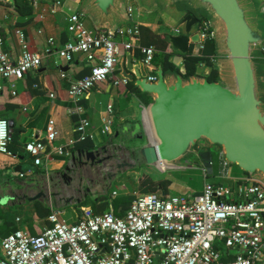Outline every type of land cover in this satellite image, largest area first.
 <instances>
[{
  "label": "crops",
  "instance_id": "crops-1",
  "mask_svg": "<svg viewBox=\"0 0 264 264\" xmlns=\"http://www.w3.org/2000/svg\"><path fill=\"white\" fill-rule=\"evenodd\" d=\"M80 1L64 0L60 6H49L43 1L32 0V14L24 17L22 19L24 21H19L18 24L14 8L0 0V35L3 39L0 51L7 52L11 56L18 54L19 44L16 33L18 31L22 35L26 50L41 56L40 64L23 76L0 81V118L11 122L10 136L14 128L17 130L15 138L8 145L12 155L0 153V195L7 196V199L0 203V226L3 218L11 219L15 228L36 234L41 227L48 224L46 217L52 209L59 211L58 217L61 220L75 222L80 209L83 208L82 202H86L84 207H89L93 211L102 203L106 205L105 210L113 211L110 200L117 194L111 195V191L107 199L102 198L103 191L90 188V183L86 181L91 180L90 176L98 171L103 177L101 172L103 166L99 163L104 157L99 153L92 159L81 155L77 157V151L102 149L104 152L107 147H120L122 144L135 149L152 141L145 115V107L150 98L147 94L139 92L137 88L139 93L129 89L127 85H113L109 80L97 82L78 99L76 105L79 110L74 111L75 106L66 95L67 84L87 72L88 62L82 53H75L72 59L66 62L57 57L55 50L70 37L65 29L66 17L69 13L77 11ZM123 1L125 8L131 7L132 21L120 24L114 30L115 41L128 40V35L119 33L118 29L121 26L131 27L133 21L137 26H145L155 34L166 36L172 34L157 8L142 7L139 0ZM81 19L86 29L95 30L90 16H83ZM17 25L18 27H14ZM49 37L52 39V45L50 51L44 53ZM136 41L139 43V38ZM133 45L128 51L120 46L118 53V60L120 57L130 58L131 67L135 66L136 60L141 56L135 44ZM195 49L196 45L193 44L191 54L198 56L199 50ZM95 56L98 57L97 54ZM145 70L151 72L147 67ZM60 72L64 73L63 77L60 76ZM108 105L110 111L107 110ZM79 117L85 118L89 123L85 130L86 136L82 140H75L72 145H67V140L76 136L73 127ZM49 124L55 131V136L50 142L45 139ZM104 125L108 130L102 132ZM133 138L139 141L133 143ZM35 139L43 142L44 156L41 157L40 163L33 164L31 156L26 152L22 153L24 157L19 160L18 149L22 148L25 142ZM58 147H63L65 153L58 154L55 150ZM210 151L209 145L203 143L192 153L196 161L188 157L172 168L152 164L156 171L198 170L201 182L197 188H189L185 181L178 182L169 176L157 179L152 176L150 168L148 170L139 168L142 164L126 166L127 169L118 177L128 171L136 177V187L125 191L126 193L132 190V194L138 192L137 186L140 181L147 178L153 182L164 180V185L156 184L152 192L156 195L161 192L169 194L168 190L175 188L176 185L178 191H181L180 194L198 192L203 178L211 183L228 185H234L248 175L256 180H263L259 173L255 172L259 176L255 173L244 175L234 165L226 164L220 158L216 165L219 172H215ZM130 156L133 157L131 154ZM16 165H20V169L14 171ZM135 168L138 169L134 170ZM202 168L205 169L204 177ZM142 183V186H145L147 181ZM109 184H103L104 192ZM65 207L70 208V212L61 218L60 215L63 214ZM120 208L121 204L117 205V210Z\"/></svg>",
  "mask_w": 264,
  "mask_h": 264
},
{
  "label": "built area",
  "instance_id": "built-area-1",
  "mask_svg": "<svg viewBox=\"0 0 264 264\" xmlns=\"http://www.w3.org/2000/svg\"><path fill=\"white\" fill-rule=\"evenodd\" d=\"M63 1L53 0L52 5L60 6ZM126 13L128 21H132L130 6ZM81 17L77 11L67 15L65 29L70 37L55 50L57 57L66 62L75 53L84 54L88 62L87 72L67 84L66 95L74 111L79 110L78 99L97 82L109 80L113 85H127L128 80L116 74L120 46L128 51L135 44L143 66L150 70L156 51L136 41L138 29L134 21L126 28L128 40L117 42L103 29H86ZM16 33L18 54L0 51V81L21 77L40 64V54L27 51L22 35ZM210 39L207 20L202 18L195 50L202 49ZM47 43L44 53L50 51V37ZM213 59L212 55L210 60ZM60 76L64 73L60 72ZM154 78L152 72H147V80ZM88 126V121L79 117L73 127L77 136L69 138L67 145L84 139ZM107 130L106 125L101 129ZM54 136L49 124L45 139L50 142ZM9 142V122L0 118V153L12 155ZM23 149L33 164H39L44 156L43 142L38 139L25 142ZM55 150L65 153L63 147ZM201 171L204 177L205 169ZM58 214V210H50L48 224L36 234L15 228L0 236V264H264V180L250 175L234 185L214 184L203 178L198 192L180 195L134 193L120 216L111 210L95 212L89 207L80 209L75 222L61 220Z\"/></svg>",
  "mask_w": 264,
  "mask_h": 264
},
{
  "label": "water",
  "instance_id": "water-1",
  "mask_svg": "<svg viewBox=\"0 0 264 264\" xmlns=\"http://www.w3.org/2000/svg\"><path fill=\"white\" fill-rule=\"evenodd\" d=\"M1 1L15 7L14 0ZM39 1L53 4V0ZM139 3L145 8H157L170 27L168 60L177 70L163 71L157 63L151 69L154 80H147L140 58L133 67L129 57L119 58L118 75L150 98L145 115L152 141L130 149L135 162L126 166L176 167L201 142L208 144L212 152H220L224 163L247 174L257 172L264 180V59L259 57L264 49V0ZM77 12L90 16L95 30L103 29L111 36L120 24L128 23L123 0H81ZM202 18L211 31L216 70L212 81L207 80L211 68L201 63L195 66L193 74L185 76L183 56L191 54ZM118 31L125 35V26ZM100 151L78 150L76 156L92 159ZM17 169L20 165L13 168ZM6 199L7 196L0 195V203Z\"/></svg>",
  "mask_w": 264,
  "mask_h": 264
},
{
  "label": "trees",
  "instance_id": "trees-1",
  "mask_svg": "<svg viewBox=\"0 0 264 264\" xmlns=\"http://www.w3.org/2000/svg\"><path fill=\"white\" fill-rule=\"evenodd\" d=\"M14 1H15L14 11L17 14L16 20H17L18 24H20L19 21H24V20H22V19H24V17H29L32 14L31 2H29V0H14ZM14 27H18V25L14 26ZM137 29H138L139 44L140 45H151L156 49V53H154V56L152 57V60L154 62L153 67H155L154 65H156L157 63H160L163 71H167V70L176 71L177 66L173 65L168 60V57L171 54V49L168 46L167 36L164 34H155V33L151 32L147 27L141 26V25L137 26ZM63 33H64V31H63ZM165 51H167V52H165ZM189 53H190V51H189ZM199 54H200V56H195L192 54H186L183 56V63L185 66V76L193 74L195 66L198 63H201V64L209 66L211 68L210 73L207 75V80H209V81L215 80L216 70L213 67V62L210 60V57L212 55H214L211 39L206 40L203 43V47H202V49L199 50ZM260 54H261L260 56L264 57V49L261 51ZM127 87H129V89L139 93L138 90L136 88H134L130 82L127 83ZM16 131H17L16 128H14V131H13L12 135L10 136V142L8 143V145H10L11 141L15 138ZM76 136H77V133H76ZM196 145H197V143L195 144V146ZM23 152H25L23 147L19 148L17 151L18 157L23 158L24 157V155L22 154ZM209 154H210L212 166H214V168L216 170L215 172L218 173L219 171H218V169H216V165H217L218 159L219 158L221 159L220 152L210 151ZM190 157L193 159V161H196L194 158V154H191ZM242 174L247 175V173H244V172H242ZM145 181H147V184L145 186H142V184H143L142 182H145ZM140 182L141 183H139L137 186V188H138L137 193L153 192L156 188V184L164 185V183H165L164 180H159L157 182H153V181L149 180L148 178L145 179L144 181H140ZM102 198H105V197H102ZM102 198H100V199H102ZM132 198H133L132 190H130L129 192H126V193L116 195L114 198H112L110 200V204L112 205V209H113L112 212L115 215L120 216L122 214L123 209L126 207V205L130 202V200ZM119 204H121V208L119 210H117V205H119ZM105 209H106V205L102 203V204H99V206L95 207V212H102ZM45 212H47V211L45 210ZM13 223H14L13 220L3 218L2 224L0 226V233H1L0 235L2 236L4 234H6L7 232L15 229V226Z\"/></svg>",
  "mask_w": 264,
  "mask_h": 264
},
{
  "label": "rangeland",
  "instance_id": "rangeland-1",
  "mask_svg": "<svg viewBox=\"0 0 264 264\" xmlns=\"http://www.w3.org/2000/svg\"><path fill=\"white\" fill-rule=\"evenodd\" d=\"M171 33H172V31H171ZM259 55H261V54H259ZM259 57H261V56H259ZM151 64L152 65L154 64L153 60L151 61ZM138 141L139 140H137V139H134V138L132 139L133 143H137ZM201 144H203V143L198 142L197 145L193 147V150L195 151L197 149V147L200 146ZM129 148L130 147L124 146L122 144V146H120V147H118V146L107 147L104 152H99V154L100 155L102 154L101 156L104 157V159L101 161V163H99L103 166V170L101 171L103 174L102 175L103 177H101V175L98 171L95 174L90 176L91 180H89V179L86 180L88 184L90 183V188H95L94 190H97V191H103L102 195H104V197H106V199L108 198V195L111 191H114L117 195H119V194L125 193V191H128V189H131V188L136 186L137 179H136V177L132 176V174H130L129 171L125 172L124 174L122 173L118 177V175L121 172H124L127 169V167H126L127 164H132L135 162V160L133 159L134 157L130 156ZM130 149H134V148H130ZM154 165L158 166L157 164H154ZM139 168H146L147 170L150 168V170L152 171V176L155 178L157 177V179L161 178V177L164 178L166 176H169L170 178H173V179H175V181H178V182L183 180L188 184L189 188H193V187L197 188L201 182V175H200L198 170L189 169L186 172H182V170L156 171V169H154L152 164L151 165L142 164L141 167H139ZM137 169L138 168H135L134 170H137ZM255 174H256V176H259L257 173H255ZM104 183H110L109 186L105 189V192L103 189ZM176 184H178V183H176ZM177 188H178V185H176L175 188L169 189L168 190L169 194L180 195L181 191H178ZM81 189L84 191L83 187H81ZM85 189H87V187H85ZM87 197H89V196H87ZM84 203H86V202L81 203L82 207L86 206ZM68 212H70V208H68V207L63 208V214H61L60 217L63 218L64 216H66V214Z\"/></svg>",
  "mask_w": 264,
  "mask_h": 264
},
{
  "label": "flooded vegetation",
  "instance_id": "flooded-vegetation-1",
  "mask_svg": "<svg viewBox=\"0 0 264 264\" xmlns=\"http://www.w3.org/2000/svg\"><path fill=\"white\" fill-rule=\"evenodd\" d=\"M100 152H102V151H100Z\"/></svg>",
  "mask_w": 264,
  "mask_h": 264
}]
</instances>
